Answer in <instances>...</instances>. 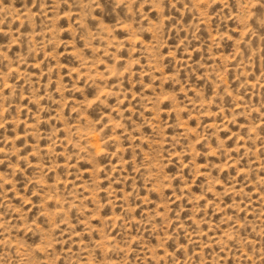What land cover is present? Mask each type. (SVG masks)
<instances>
[{
    "label": "rangeland",
    "instance_id": "obj_1",
    "mask_svg": "<svg viewBox=\"0 0 264 264\" xmlns=\"http://www.w3.org/2000/svg\"><path fill=\"white\" fill-rule=\"evenodd\" d=\"M0 264H264V0H0Z\"/></svg>",
    "mask_w": 264,
    "mask_h": 264
}]
</instances>
